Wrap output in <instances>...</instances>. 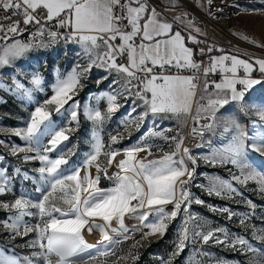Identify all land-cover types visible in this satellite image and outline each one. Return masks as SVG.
Here are the masks:
<instances>
[{
	"label": "snow or ice",
	"instance_id": "snow-or-ice-1",
	"mask_svg": "<svg viewBox=\"0 0 264 264\" xmlns=\"http://www.w3.org/2000/svg\"><path fill=\"white\" fill-rule=\"evenodd\" d=\"M212 7L213 0H207L206 15L211 19L224 18L228 7L237 15H264V0L247 6L224 0L215 11ZM190 17L185 11L169 21L151 0H0V74L4 68L12 69L10 83L0 80V91L13 95L28 113L22 127L7 129L22 145L9 146L0 140L18 162L13 167L0 155V210L7 213L0 230L7 232L6 240L13 245L0 248V264H136L138 249L148 237L162 239L178 217L172 251L166 258L157 256L159 264H173L189 244L207 255L195 246L209 243L240 252L248 264H264V227L252 226V238L262 245L257 247L227 227H210L209 221L191 211L195 203L226 214L228 220L240 216L228 206L206 204L191 191L200 160L239 169L231 181L209 177L207 185H195L209 196L242 197L235 184L248 181H256L264 192V171L255 163L264 157V57L243 58L226 52L208 42L207 33ZM177 23L182 28L174 30ZM25 34L27 40L21 39ZM60 42L80 49V60L66 74L57 73L49 82L38 70L18 67L17 62L30 51L47 50ZM189 43L204 45L199 47V56H207V64L197 61ZM257 46L264 48V43ZM94 68L106 73L96 80L97 85L111 81L107 90L92 97L95 104H81L76 97ZM201 70L202 84L197 83L198 75L182 74ZM217 73L219 82L207 79ZM121 99L131 102L121 120L128 138L130 125L138 132L152 119V126L126 147L121 146L125 135L120 131L109 133L106 143L102 138L104 125L125 106ZM101 101H106L105 109L99 107ZM81 114L91 129L88 150L76 163L71 161L78 145L68 144L80 129ZM190 115V133L202 142L197 147L209 148L204 154L193 155L182 147L179 127L157 123L174 118L186 124ZM253 115L258 120H252ZM5 130L0 126V132ZM172 131L177 134L169 135ZM216 137L220 139L214 144ZM152 138L170 142L169 150L155 145ZM29 162L38 166L26 168ZM102 179L111 186L101 187ZM17 185L24 189L19 194ZM9 195L11 200L4 199ZM247 206L253 211L239 219L243 228L256 208L251 200ZM126 218L138 223L129 228ZM96 232L100 239L89 243L86 234ZM136 232L139 240L134 239ZM30 234L31 239L15 244ZM130 237L134 241L130 249L117 255L114 245ZM16 247L30 251L19 255ZM217 264L228 262L220 259Z\"/></svg>",
	"mask_w": 264,
	"mask_h": 264
},
{
	"label": "rangeland",
	"instance_id": "rangeland-1",
	"mask_svg": "<svg viewBox=\"0 0 264 264\" xmlns=\"http://www.w3.org/2000/svg\"><path fill=\"white\" fill-rule=\"evenodd\" d=\"M157 0H151L152 3H155ZM161 1V0H160ZM165 3L162 5L163 8H168L167 13L177 11V9L186 7L185 4L192 3L198 9H202L200 7L201 4L207 9V0H164ZM254 0H236V3L247 6L248 4L253 3ZM163 3V2H160ZM224 0H213L212 10L215 11L217 5H222ZM228 3H233V0H228ZM178 5V6H177ZM203 7V8H204ZM225 16L224 18L218 19L219 24L224 26L234 38L242 42H246L251 44L256 50L264 53V48L258 47L257 45L264 43V15H252L245 14L241 12L239 15L236 14V10L234 8L228 7L224 9ZM174 18V17H173ZM185 34V33H184ZM186 35V34H185ZM255 43H252V42ZM80 51L78 45L70 44L68 46H63L56 48L54 50H34L30 51L25 57H23L20 61L17 62L18 67L23 68L25 71L38 70L40 71L45 80L52 82L54 81L55 75L57 73H67L70 71L76 63L80 60L77 56V53ZM58 53V55L56 54ZM82 62V61H81ZM12 72L11 68H4L3 74H0V80L7 81L10 83V73ZM102 75H106L102 69L94 68L90 74V78L85 81L86 87L83 91L80 92L79 96L76 99L80 100L81 104L84 103H92L95 104L96 101L92 99L93 96L99 94L102 90H107L108 84L111 81V78L108 81H104L100 85H97L96 80L99 79ZM258 75V73H257ZM23 82L27 85V79L21 77ZM50 94V93H49ZM38 96H42V94L37 93ZM6 101V102H5ZM121 104L125 106L120 108L117 113L112 117V119L104 125V129L102 132V138L105 143L108 140V134H115L117 131L124 133L125 139L122 141L121 146L126 147L134 144L139 137L147 131V128L152 126V119H149L145 122V124L141 127L140 131H135L134 125L129 126V130L132 132L130 138H128V134L124 129V126L121 124V120L124 115L127 113L131 102H125L123 99L119 101ZM101 109L106 108V101H101L99 104ZM142 109H138V112ZM195 112V111H194ZM28 113L24 110L21 102L16 99L13 95L8 94L5 91H0V126L4 127L6 130L0 132V140L5 141L9 144L12 143L22 145V141L19 140L18 137L13 135L7 129L22 127V118H26ZM135 115V114H134ZM252 120H258V118L253 115L251 117ZM175 120V119H174ZM80 129L73 133L68 144L69 147L72 145H78V151L76 156L72 158L71 162L78 163L82 158L85 151L88 150L87 138L90 134L91 124L86 121L81 114L80 117ZM173 121V119H163L159 122L162 127H165V124ZM189 121V116L187 118L185 127ZM176 123L175 121H173ZM172 123V122H171ZM180 128L181 132L185 129L182 128L178 123L175 125H171L172 128L177 129ZM251 125L249 124V128ZM169 135H176V131H172L168 133ZM207 135L205 136V140H207ZM219 137L213 138V143L219 142ZM155 145L162 147L165 151H168L170 148V142H166L161 138H152ZM209 151V148L205 145L202 147H197L192 151L193 155L204 154ZM0 155H4L6 160L14 167L18 162L15 157L9 154V149L5 148L2 144H0ZM156 155H159L157 153ZM254 159V157H253ZM264 157L256 160V166L264 171ZM26 168H32L38 166V162H29L24 165ZM94 171V169H93ZM111 170L109 174H111ZM239 174V169L229 165V166H221V165H212L210 163H205L203 160H200L196 169V179L191 188V191L194 195L206 202V204H211L216 207H224L228 206L232 210L240 213V216L234 217L232 220H228L226 218V214H221L219 212H212L208 207L197 205L193 203L191 205V211L193 213L198 214L203 219L209 221L210 227H227L228 230L232 233L242 234L246 236L254 245L257 247H261V242L256 241L252 238V226L255 225V228L259 230L264 227V192L260 191V185L256 181H248L246 185L236 183L235 186L240 189L243 193L242 197H235L232 200L221 199L216 196H209L204 189L200 187H196L197 184H208L209 177H220L223 179H227L231 181L232 176ZM259 179V177H257ZM101 187H109L110 182L106 179L101 180ZM26 187L29 190H32V185L28 184ZM24 189L20 188L17 185V194L23 191ZM33 195L35 193L33 192ZM13 197L11 195L4 197L6 200H11ZM251 200L255 203L256 208L254 210V214L251 215L250 219L247 221L248 227L243 228L239 224V219L243 216L244 213H251L253 210L249 209L247 206V201ZM171 208V207H170ZM7 213L0 210V221L6 219ZM30 223H35V219L26 218ZM152 217L149 216V220ZM181 218L178 217L171 226L169 227L166 235L162 239H158L157 236H150L144 242V246L138 249L139 260L136 264H159L157 256L166 258L168 254L172 251L173 242L176 236V230L180 226ZM126 225L131 228L133 225L137 224L138 221L130 218L125 219ZM147 231V229H144ZM7 232L0 230V248H11L13 245L9 244L6 240ZM31 234L29 237H25L23 240L17 239L15 244L20 245L25 243L26 240L31 239ZM86 238L89 243L95 244L100 239V234L98 232L88 235L86 234ZM134 239H140V233L136 232L134 234ZM133 238L130 237L129 240L123 241L120 244H115L113 250L117 255L126 253L132 243ZM195 248H202L204 253L207 255H203L202 253H198L194 250V246L189 244L187 248L183 250V252L175 258L173 264H217V261L220 259H226L228 264H248V259L245 255H242L238 251H233L230 248H226L222 245H216L213 243H209L207 245H196ZM29 249L16 247L15 252L19 255H26L29 253ZM101 260L105 258H100Z\"/></svg>",
	"mask_w": 264,
	"mask_h": 264
},
{
	"label": "built area",
	"instance_id": "built-area-1",
	"mask_svg": "<svg viewBox=\"0 0 264 264\" xmlns=\"http://www.w3.org/2000/svg\"><path fill=\"white\" fill-rule=\"evenodd\" d=\"M186 7L177 9V11L174 12H168L167 15L170 18L176 17L185 11L191 14V17L197 26L201 28L203 32L207 33V41L210 43H213L214 45L223 48L226 52L232 53V54H241L243 58L247 57H264V53L256 50L255 47H253L251 44L242 42L238 40L237 38H234L233 35L224 28V26L219 24L218 19H211L206 15L207 9L204 7L201 10L195 7L192 3H187L185 4ZM7 23V22H4ZM176 26H178L180 29L182 26L177 23ZM186 34V33H185ZM194 35L196 33H193ZM28 36L25 34L21 39L27 40ZM198 39H203V37L198 35ZM138 42V41H137ZM70 44H64L63 42H60L58 44H55L50 48L49 50H54L59 47L63 46H68ZM190 47H193L195 52H196V59L197 61L203 62L204 64L208 63V57H200L199 56V47H204L203 44L201 45H193L191 44ZM214 55H218L219 53H213ZM182 74L185 75H198L199 76V81L197 82L198 84H202L203 80L205 79L202 70L199 73L195 72H184ZM207 79L209 81H217L221 79V75L219 73L217 74H210ZM199 99V89H198V94L196 97V100ZM195 111V102H194V107H193V115ZM193 127V119L192 116H189V121L187 123V126L185 129L182 131L183 135V143L182 147H186L193 151L194 149L197 148L198 144H201V139L200 137L193 136L190 133V129ZM168 209L170 210V205L167 206Z\"/></svg>",
	"mask_w": 264,
	"mask_h": 264
},
{
	"label": "crops",
	"instance_id": "crops-1",
	"mask_svg": "<svg viewBox=\"0 0 264 264\" xmlns=\"http://www.w3.org/2000/svg\"><path fill=\"white\" fill-rule=\"evenodd\" d=\"M160 2H163V3H160ZM165 3V1L164 0H157L155 3H152L151 2V4L152 5H154V6H157V8H158V10L162 13V15L164 16V17H166L169 21H171L173 18H170L168 15H167V9L168 8H163V4ZM180 28L178 27V26H175V29L174 30H179ZM189 44H191V43H189ZM188 44V46H190ZM150 119H151V117H150ZM160 120H158V122H159ZM173 121H175L176 123H174ZM173 121H171V122H169L168 124H165L164 126H165V128H166V126L167 127H171V125H175V124H179V125H181L182 126V128L184 129V127H185V124L183 123V122H181V121H177L176 119L174 120V118H173ZM209 137H207V139H208Z\"/></svg>",
	"mask_w": 264,
	"mask_h": 264
},
{
	"label": "trees",
	"instance_id": "trees-1",
	"mask_svg": "<svg viewBox=\"0 0 264 264\" xmlns=\"http://www.w3.org/2000/svg\"><path fill=\"white\" fill-rule=\"evenodd\" d=\"M189 45H191V44H189Z\"/></svg>",
	"mask_w": 264,
	"mask_h": 264
}]
</instances>
